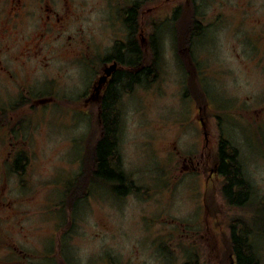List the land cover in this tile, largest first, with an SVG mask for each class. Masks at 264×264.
Listing matches in <instances>:
<instances>
[{
    "label": "rangeland",
    "instance_id": "1",
    "mask_svg": "<svg viewBox=\"0 0 264 264\" xmlns=\"http://www.w3.org/2000/svg\"><path fill=\"white\" fill-rule=\"evenodd\" d=\"M168 1L140 0L144 23L140 69L153 66L152 74L138 78V83L129 81L118 92L116 108L112 109L118 115L115 117L119 169L129 179L122 181L124 194H118L110 181L93 177L86 195L84 176H78L79 181L70 193L69 176L64 177L65 181L60 179L73 168L94 169L92 147L101 130L100 103L89 110L82 105L85 91H68L65 98L74 99L77 108L76 141L69 140L72 127H64L58 112H52L48 125L55 132L34 144L41 149L39 156L34 157L33 146L27 145L31 157L25 166L31 176L29 190L23 191L25 213L19 222L15 220L13 226L9 225L13 245L29 253L22 264H179L183 257L176 247L179 241L170 238L171 230L181 229L177 221L187 222L184 226L190 234L202 231L198 214L203 182L195 174L179 172L181 162L171 158L172 151L173 156L198 151L201 133L194 119L193 99L198 100L202 92L200 101L207 98L212 106L221 101L232 103L244 95L255 96L264 88V70L254 64L264 54V0H188L186 6L176 8L173 16H162L161 22L163 19L157 14L170 7ZM194 9L207 25L193 35L187 49L183 27L175 28L171 23L181 24L183 12L190 14ZM217 13L219 20L214 17ZM98 21L96 14H92L84 23ZM84 32L78 38H83ZM86 34L91 39V34L101 37L103 33ZM89 50L92 57L101 54L99 46L88 50L77 47L78 52ZM191 57L194 66L202 69L198 70L204 75L202 84L206 91H197L198 73L189 61ZM77 64L85 68V63ZM10 92L14 94L0 91V102ZM82 108L89 111L88 117ZM228 112H219L223 115L219 120L214 115L217 110L207 109L209 125L238 147L251 190L247 197L243 193L236 197L242 201L246 198V207L236 203L234 207H225L222 221H243L239 226L250 232L257 257L264 264V123L259 126L251 111L236 117ZM11 192L13 197L21 193L16 189ZM204 192L206 203L213 210L215 199L219 203L218 197L210 189ZM7 226L0 224L3 238ZM175 227L178 229L174 230ZM1 241L3 264L7 246ZM148 242L153 250H149ZM185 247L190 258L203 256L196 239L190 238Z\"/></svg>",
    "mask_w": 264,
    "mask_h": 264
},
{
    "label": "flooded vegetation",
    "instance_id": "2",
    "mask_svg": "<svg viewBox=\"0 0 264 264\" xmlns=\"http://www.w3.org/2000/svg\"><path fill=\"white\" fill-rule=\"evenodd\" d=\"M173 1L169 0L170 7L159 12L157 16H173L177 7L188 4V0ZM141 13L140 0H0V91L14 93L10 92L8 96L3 97L5 100L0 102V224L8 225L5 237L0 235L1 243L7 246L3 264L13 262L22 264L29 254L13 245L9 226L15 220L19 222L25 213L22 207L25 198L23 191L24 188L25 191L29 190L28 181L31 176L25 166L31 157L30 147L27 145L33 146V156L38 157L41 149L34 144H39L37 142L39 139L51 136L52 132H55L52 126L48 125L52 112H58L57 115L62 118L64 127L67 125L69 129L72 127V131L68 133L69 140L76 141L74 127L77 108L74 99L65 98L68 91H85L82 105L89 107L90 110L97 103L101 105L106 93L123 89L121 79L126 72L132 73L136 81L139 80L142 57L141 32L144 26L141 22ZM92 14H96L99 21L97 24L86 25L84 22ZM219 16L220 13H217L214 17L218 19ZM162 19L161 22L164 21L163 17ZM181 22V24L173 22L171 26L183 27L186 35L185 45L189 49L193 35L201 33V28L207 24L195 9L190 14L183 12ZM83 31H85L83 38H78ZM87 31L89 33L99 31L103 34L101 37L91 34L89 39ZM262 42L264 43V40ZM98 46L101 48V54L96 57L89 54L90 50L85 53L77 51V47H85L88 50ZM263 56L259 55L254 63L255 67L262 70ZM189 61H192L194 66L192 57ZM77 63H85V68L82 69ZM112 64L114 68L107 73V65ZM194 68L198 73H195L197 91H206L202 84L204 81V75L200 73L202 69L197 66ZM104 74V80L98 84V79ZM136 81L135 83L139 82ZM116 85L120 88L115 89ZM80 86L83 88L80 89ZM260 91L255 96L244 95L232 103L221 101L212 106L207 98L204 102L200 101L203 92L198 96V100L191 96L193 106L196 108L194 119L201 133V142L198 151L178 153L175 156L172 151L171 158L175 157L181 162L179 172L195 174L203 182L202 206L198 214L202 231L196 232L195 235L190 234L185 230L187 225L184 224L187 222L177 221L181 229L178 231L176 230L178 227H175L176 231L171 230L170 238L176 237L179 241L176 247L183 253L179 264H243L240 262L242 260L252 264L253 256L256 258V264H261L250 232L247 228L239 226L243 221L241 219H233L232 222L225 219L222 221L225 207H234L235 203L246 207L243 203L246 198L242 201L236 197L239 193L247 197L251 184L238 147L218 132L217 128L211 127L207 116V109L212 112L217 110L214 115L219 120L223 119V115L219 113L222 110H228L232 117H236V114L244 116L246 115L244 112L251 111L257 116L256 123L263 126L264 88ZM116 98L112 99L115 101ZM66 101H70L69 104ZM62 106L67 109L60 110ZM82 110L88 117L89 111L84 108ZM100 110L99 108V112ZM99 123L103 124L104 121L99 119ZM118 171L122 172L118 169L114 173ZM94 173L95 170L92 168H73L60 179L69 176L67 184L75 186L77 180L79 181L78 176H84L88 195L87 188L89 191L93 185ZM102 176L101 181H108ZM125 178L116 179L118 181L114 182L116 185L123 180L128 182L129 179L127 181ZM206 188L218 197L219 203L215 199L216 206L213 210L206 203L204 192ZM15 189L21 193L13 197L10 193ZM217 232H220V235ZM190 238L197 240V248L202 252V257L197 255V258L195 256L193 259L187 254L185 246H188ZM151 239H154V235ZM147 245L151 248L149 250H153L150 242Z\"/></svg>",
    "mask_w": 264,
    "mask_h": 264
},
{
    "label": "trees",
    "instance_id": "3",
    "mask_svg": "<svg viewBox=\"0 0 264 264\" xmlns=\"http://www.w3.org/2000/svg\"><path fill=\"white\" fill-rule=\"evenodd\" d=\"M148 67L142 68L140 71L141 75L140 78H147L149 73ZM134 75L132 73L124 74L121 81H123V87H127L129 81H134ZM115 89L120 88L119 85L114 86ZM112 92V93H111ZM109 94L106 93L101 105H100V112L99 118L100 120L104 121L101 124L100 135L98 136L97 140L94 142L92 147L93 152V165L95 173L92 176L94 178L101 179V175L103 178L109 177L108 181L113 183L112 188L115 189L118 194L123 193L125 190H122V182H119V185H116L115 182L118 181L120 178L126 177L124 173L121 171L114 173L115 170L119 169V161H118V154H117V137H116V124L118 118L112 109L116 108V102L114 99L117 97L119 91H111ZM114 97V99H112ZM118 112V110H117ZM115 118L116 122H115ZM90 168V167H89ZM102 173V174H101ZM104 173V174H103ZM106 173H109L106 176ZM99 174V175H97ZM118 179V180H116ZM116 180V181H115ZM115 181V182H114ZM124 181V180H123ZM72 186L69 187V192L71 193ZM68 192V191H67ZM241 244H239L240 246ZM252 264H256L255 256L252 257ZM243 264L247 263L245 260H242Z\"/></svg>",
    "mask_w": 264,
    "mask_h": 264
},
{
    "label": "water",
    "instance_id": "4",
    "mask_svg": "<svg viewBox=\"0 0 264 264\" xmlns=\"http://www.w3.org/2000/svg\"><path fill=\"white\" fill-rule=\"evenodd\" d=\"M114 68V65L112 64V65H110V66H108L107 67V69H106V72L108 73L110 70H112ZM104 78H105V74L104 75H102L99 79H98V84H100L103 80H104Z\"/></svg>",
    "mask_w": 264,
    "mask_h": 264
}]
</instances>
